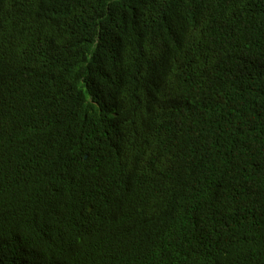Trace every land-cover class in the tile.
Segmentation results:
<instances>
[{"label":"trees","instance_id":"1","mask_svg":"<svg viewBox=\"0 0 264 264\" xmlns=\"http://www.w3.org/2000/svg\"><path fill=\"white\" fill-rule=\"evenodd\" d=\"M0 264H264V0H0Z\"/></svg>","mask_w":264,"mask_h":264}]
</instances>
